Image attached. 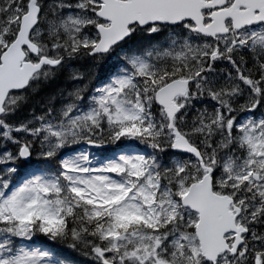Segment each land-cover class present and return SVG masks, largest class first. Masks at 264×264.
<instances>
[{
	"label": "snow or ice",
	"instance_id": "obj_1",
	"mask_svg": "<svg viewBox=\"0 0 264 264\" xmlns=\"http://www.w3.org/2000/svg\"><path fill=\"white\" fill-rule=\"evenodd\" d=\"M264 264V0H0V264Z\"/></svg>",
	"mask_w": 264,
	"mask_h": 264
},
{
	"label": "trees",
	"instance_id": "obj_2",
	"mask_svg": "<svg viewBox=\"0 0 264 264\" xmlns=\"http://www.w3.org/2000/svg\"><path fill=\"white\" fill-rule=\"evenodd\" d=\"M66 251L68 252L70 257L77 262V264H88V261H87L86 257L81 256V255H79L77 253H73L70 250H66Z\"/></svg>",
	"mask_w": 264,
	"mask_h": 264
}]
</instances>
